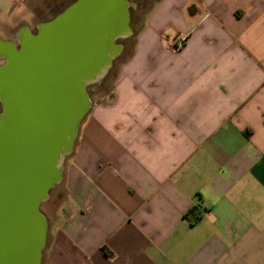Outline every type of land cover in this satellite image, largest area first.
I'll list each match as a JSON object with an SVG mask.
<instances>
[{"label":"crops","instance_id":"1","mask_svg":"<svg viewBox=\"0 0 264 264\" xmlns=\"http://www.w3.org/2000/svg\"><path fill=\"white\" fill-rule=\"evenodd\" d=\"M64 161L41 264H264V0H159Z\"/></svg>","mask_w":264,"mask_h":264},{"label":"water","instance_id":"2","mask_svg":"<svg viewBox=\"0 0 264 264\" xmlns=\"http://www.w3.org/2000/svg\"><path fill=\"white\" fill-rule=\"evenodd\" d=\"M128 35L126 0H76L36 32L0 38V264L42 263L41 206L92 109L87 84Z\"/></svg>","mask_w":264,"mask_h":264},{"label":"rangeland","instance_id":"3","mask_svg":"<svg viewBox=\"0 0 264 264\" xmlns=\"http://www.w3.org/2000/svg\"><path fill=\"white\" fill-rule=\"evenodd\" d=\"M72 1L73 0H31L25 5V10L21 14L13 15L6 21L0 19V36L4 39L14 40L17 33L24 27H28L34 32L40 23L52 19V15L58 7L69 4ZM158 1L159 0H126L129 14L130 35L116 41V44L121 47L122 51L117 58L111 61L110 68L87 84V91L92 98L94 94L104 93L107 88H112L117 68L132 53L135 45V37L143 28L149 12H151ZM29 13H31L30 19L25 21L22 17ZM1 63L2 61H0V64ZM105 86L107 88H105ZM1 110L0 104V112ZM64 163L65 161L62 163V167H64ZM63 194L62 184L59 183L50 191L48 200L41 206V211L44 215L49 208H55L54 205L58 203V200L62 199Z\"/></svg>","mask_w":264,"mask_h":264},{"label":"trees","instance_id":"4","mask_svg":"<svg viewBox=\"0 0 264 264\" xmlns=\"http://www.w3.org/2000/svg\"><path fill=\"white\" fill-rule=\"evenodd\" d=\"M74 1L76 0H73L71 3L69 4H66L64 6H61V7H58L55 11H54V14L52 15V18H54L56 15H58L59 13H61L62 11H64L70 4H72ZM36 32V30L34 31ZM139 33V32H138ZM137 33V34H138ZM191 215H192V220L193 221H197L200 219L198 213L195 212V210L193 209L192 212H191Z\"/></svg>","mask_w":264,"mask_h":264},{"label":"clouds","instance_id":"5","mask_svg":"<svg viewBox=\"0 0 264 264\" xmlns=\"http://www.w3.org/2000/svg\"><path fill=\"white\" fill-rule=\"evenodd\" d=\"M0 2H3V0H0ZM10 7V4L8 5ZM24 6L21 5L19 8L16 9L14 15H19L21 14L22 12H24ZM30 16H31V13H29L28 15H25L23 16L22 18L25 20V21H28L30 19Z\"/></svg>","mask_w":264,"mask_h":264},{"label":"built area","instance_id":"6","mask_svg":"<svg viewBox=\"0 0 264 264\" xmlns=\"http://www.w3.org/2000/svg\"><path fill=\"white\" fill-rule=\"evenodd\" d=\"M183 42H177L176 45L174 46L175 50H180L183 47Z\"/></svg>","mask_w":264,"mask_h":264}]
</instances>
